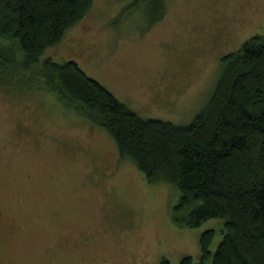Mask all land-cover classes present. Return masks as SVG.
Here are the masks:
<instances>
[{
    "label": "rangeland",
    "instance_id": "rangeland-1",
    "mask_svg": "<svg viewBox=\"0 0 264 264\" xmlns=\"http://www.w3.org/2000/svg\"><path fill=\"white\" fill-rule=\"evenodd\" d=\"M163 1L151 21L147 0H92L43 55L73 58L143 116L187 122L211 93L221 53L264 34V0ZM178 196L54 92L0 89V264L195 258L200 232L214 229L213 249L223 219L176 223Z\"/></svg>",
    "mask_w": 264,
    "mask_h": 264
},
{
    "label": "trees",
    "instance_id": "trees-1",
    "mask_svg": "<svg viewBox=\"0 0 264 264\" xmlns=\"http://www.w3.org/2000/svg\"><path fill=\"white\" fill-rule=\"evenodd\" d=\"M91 1L0 0V89L50 90L104 127L148 181L178 190L176 223L223 219L213 249L214 229L206 227L197 257L184 252L175 264H264V34L221 56L206 102L178 123L141 115L73 58L43 55ZM147 1L156 9L154 21L164 1ZM159 264L170 263L162 257Z\"/></svg>",
    "mask_w": 264,
    "mask_h": 264
},
{
    "label": "flooded vegetation",
    "instance_id": "flooded-vegetation-1",
    "mask_svg": "<svg viewBox=\"0 0 264 264\" xmlns=\"http://www.w3.org/2000/svg\"><path fill=\"white\" fill-rule=\"evenodd\" d=\"M252 35H253V34H252ZM227 51H228V50H227ZM227 51H226V52H227ZM226 52H224V53H226ZM224 53H221V55H220V56H222Z\"/></svg>",
    "mask_w": 264,
    "mask_h": 264
}]
</instances>
